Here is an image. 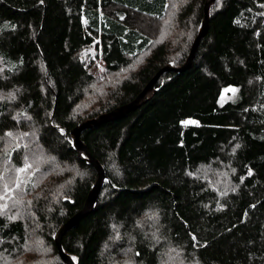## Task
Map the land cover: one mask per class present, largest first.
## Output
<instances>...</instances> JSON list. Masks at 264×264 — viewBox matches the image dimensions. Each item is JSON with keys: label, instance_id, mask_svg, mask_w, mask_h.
I'll return each mask as SVG.
<instances>
[{"label": "trees", "instance_id": "1", "mask_svg": "<svg viewBox=\"0 0 264 264\" xmlns=\"http://www.w3.org/2000/svg\"><path fill=\"white\" fill-rule=\"evenodd\" d=\"M205 2L0 0V264H66L55 235L97 179L71 130L183 65ZM157 87L82 132L106 180L64 250L76 264H264V0H216L192 64Z\"/></svg>", "mask_w": 264, "mask_h": 264}, {"label": "water", "instance_id": "2", "mask_svg": "<svg viewBox=\"0 0 264 264\" xmlns=\"http://www.w3.org/2000/svg\"><path fill=\"white\" fill-rule=\"evenodd\" d=\"M215 2L216 0H206L204 5V17L199 26L198 34L195 37L187 59L183 65L176 66L173 63H169L163 66L156 72V74L149 80V82L145 85L142 91L133 100L120 106H117L116 108L108 112L102 113L96 117L85 119L71 130L70 136L72 145L75 147L78 154L82 158H85L96 169L97 179L89 192V195L86 199L83 208L75 215H73L67 222H65L59 228L55 235V243L58 253L66 264L76 263L74 259L64 250L62 245V238L64 234L69 229L74 227L82 217H84L86 214H88L95 208L99 199L100 191L103 188V185L106 180L105 168L103 167L102 163L97 158H95L89 151L86 143L81 138L82 132L86 129H90L102 123L123 117L128 113L135 111L136 109L140 108L142 105L147 103L152 97H154V95L159 89V87H157L158 80L163 74L170 71H183L187 69L192 64L197 54L199 44L208 31L209 21L211 18V11Z\"/></svg>", "mask_w": 264, "mask_h": 264}, {"label": "rangeland", "instance_id": "3", "mask_svg": "<svg viewBox=\"0 0 264 264\" xmlns=\"http://www.w3.org/2000/svg\"><path fill=\"white\" fill-rule=\"evenodd\" d=\"M83 57L92 62L93 67L91 70H92V73L95 75V77L100 80L101 79L103 80L104 73H105V63L103 59L101 58V55L99 54V52H97L94 48H90L84 51ZM102 82L103 81H101V84ZM185 121H195L198 123V121L195 119H187ZM197 123H187V124H197Z\"/></svg>", "mask_w": 264, "mask_h": 264}, {"label": "snow or ice", "instance_id": "4", "mask_svg": "<svg viewBox=\"0 0 264 264\" xmlns=\"http://www.w3.org/2000/svg\"><path fill=\"white\" fill-rule=\"evenodd\" d=\"M229 91H231L233 93V95H234L237 90L236 89H230ZM183 123L187 124V123H197V122H195V121H185ZM8 135H11V133H8ZM25 170L26 169H20V171H25ZM249 174H251V173H249Z\"/></svg>", "mask_w": 264, "mask_h": 264}]
</instances>
